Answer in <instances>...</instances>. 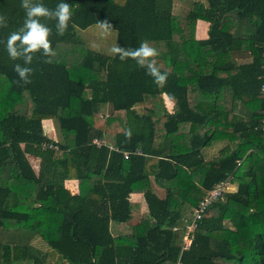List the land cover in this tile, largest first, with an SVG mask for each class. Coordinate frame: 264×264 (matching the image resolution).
<instances>
[{"label": "trees", "instance_id": "trees-1", "mask_svg": "<svg viewBox=\"0 0 264 264\" xmlns=\"http://www.w3.org/2000/svg\"><path fill=\"white\" fill-rule=\"evenodd\" d=\"M186 1L63 0L72 11L63 36L55 21L41 20L52 29L54 63L37 54L32 83L18 85L14 65L23 61L9 58L6 42L25 10L21 0H0L7 20L0 28V228L24 232L0 242V264H40L48 251L34 248L35 236L61 264H264V0H192L178 13L175 3ZM34 2L55 9L62 0ZM104 20L117 45L146 40L159 51L165 86L135 61L76 38ZM199 20L209 22L207 37L197 36ZM246 55L252 60L237 62ZM46 119L60 139L47 135ZM222 139L230 143L205 159L202 148ZM110 143L144 153L126 159ZM29 154L40 158L38 171ZM229 177L233 188L209 205L187 246L194 209ZM68 179L78 180V192ZM169 179L174 185L160 195L154 184ZM133 193L144 195L147 210L130 231L114 234L112 221L127 223L141 211Z\"/></svg>", "mask_w": 264, "mask_h": 264}, {"label": "clouds", "instance_id": "clouds-1", "mask_svg": "<svg viewBox=\"0 0 264 264\" xmlns=\"http://www.w3.org/2000/svg\"><path fill=\"white\" fill-rule=\"evenodd\" d=\"M21 7L25 10V19L23 25L12 32L6 42V50L9 58L13 61H23V64L16 63L14 71L24 85L32 83L34 69L30 67L37 54L45 57L43 63H54L56 52L52 48L49 36L52 29L42 23V19L55 21L56 33L63 36L72 17L71 6L69 3L60 2L55 9L47 8L43 3L34 2V0H21ZM7 27L6 17L0 15V28ZM97 27L104 35H110L113 26L107 21H101ZM113 56H118L122 62L127 60L135 61L137 67L144 69L146 75L150 76L157 87L165 86L168 80V73L161 72L157 64L159 51L150 45L148 41H141L136 48H125L122 46H113L110 49ZM131 130L127 132V138L131 139Z\"/></svg>", "mask_w": 264, "mask_h": 264}, {"label": "crops", "instance_id": "crops-1", "mask_svg": "<svg viewBox=\"0 0 264 264\" xmlns=\"http://www.w3.org/2000/svg\"><path fill=\"white\" fill-rule=\"evenodd\" d=\"M204 1H206V0H204ZM191 2H192V0H187L186 2H176L175 3V10L178 13L179 12L185 13L189 9ZM242 24H243V21H242ZM243 25L246 27V24H243ZM208 28H209V22H207L205 20H199L198 23H197V36L199 38L207 37L208 36ZM181 52H183V51H181ZM242 58L246 59V61H248V62L252 60V56H247L246 55L244 57L237 58V62L241 63ZM259 78L260 77H258V79ZM240 83L244 84V82H242L241 80H240ZM229 88H230V86H228V85L225 86V88H224L225 95L223 97V102H224V104H225V106L227 108L231 107L232 101H233V93H232V90L229 89ZM165 102H166L168 110L171 113H173L174 112V108H175V102L173 100H171L169 98V96L166 95V94H165ZM137 106H141V108L138 109ZM137 106H136V108L139 111H142L143 105L142 104H138ZM239 107H240L239 108V114L242 115L243 117H245V115H246L245 114V112H246L245 104H242V102H240ZM104 110L108 111V108H106ZM44 126H45V130H46V133H47L48 136L52 137L53 139H56V138L60 139V135H58L56 133L55 126H54V124H53L51 119H46L45 123H44ZM206 129L207 128H205V129L202 128L201 132L204 133L206 131ZM229 143H230L229 139L217 140L213 144H211L209 146H205V147L202 148V150H201L202 156L205 159L212 158V157L218 155L219 150L222 149L224 146H226ZM29 159H30V162L33 165V167L38 171L39 168H40V158L38 156L33 155V154H29ZM174 182L175 181L172 180V179L161 180L160 183L156 182L154 184V186H155L157 192L160 195H163L166 192L165 186H173ZM66 185L74 193L79 191V183H78V180H76V179H68L66 181ZM131 199H132L133 202H138L141 205V211L134 212L132 218L130 219L132 221V220H134V217H135L136 220H134V222H133V224H135V223H137L140 220V218L143 215V213L146 212L147 204H146L145 197H144V195L142 193H133L131 195ZM123 224L124 223H119V222L112 221V223H111L112 232L114 234H119V233H124V232H128V231L131 230V228L129 227L130 228L129 230L120 232L119 228L120 227L122 228ZM23 234H24V232L22 230H18V229H14L13 230L12 229V230H7L6 231V230L0 228V242H3V243L17 242L19 240V238H20L19 236H21ZM12 236H14V237H12ZM32 244L34 245V248H36V249H42L44 251H48V254H46L47 256L43 257L42 260H40L41 261L40 264H61V261L58 259V256L53 254L52 251L49 252V250H47L46 243H43V241L40 240L38 237L35 236V238L32 241Z\"/></svg>", "mask_w": 264, "mask_h": 264}, {"label": "built area", "instance_id": "built-area-1", "mask_svg": "<svg viewBox=\"0 0 264 264\" xmlns=\"http://www.w3.org/2000/svg\"><path fill=\"white\" fill-rule=\"evenodd\" d=\"M260 78L262 80V85H261V92L264 94V72L260 75ZM263 114H264V109H263ZM263 124V132H264V116L262 120ZM95 144L98 146L105 145V140L100 139V138H95L93 140ZM52 143L50 144V146ZM110 149H114L116 151L122 152L124 154V157L126 159L130 158L134 154H143V150L141 147H138L133 150H123L119 146H115L114 144L110 143L108 144ZM233 181L232 178L229 177L228 179H225L223 181H220L217 183L212 189H210L207 194L202 198V200L199 202L197 207L194 209L192 213V219L191 222H189L186 225V232L184 235V240L187 246L190 245L191 240H192V234L195 231V229L198 226V221L201 219L203 213L206 211V209L209 207V205L214 202L218 197H220L225 191L230 190L233 188Z\"/></svg>", "mask_w": 264, "mask_h": 264}, {"label": "rangeland", "instance_id": "rangeland-1", "mask_svg": "<svg viewBox=\"0 0 264 264\" xmlns=\"http://www.w3.org/2000/svg\"><path fill=\"white\" fill-rule=\"evenodd\" d=\"M98 24L91 25L90 27L86 29H79L76 31V38L79 41H83V43L91 48L92 50H95L97 52H100L106 56H113L110 49L113 46L117 45V31L112 30L110 35H104L102 31L97 27ZM138 109L141 108V106H137ZM56 133L59 135L58 130L56 129ZM134 220L136 218L134 217ZM134 220H130V222L124 223L122 225V228L120 227V232L127 231L132 227V224ZM130 227V228H129ZM42 240V238L40 237ZM43 241V240H42ZM44 243V241H43Z\"/></svg>", "mask_w": 264, "mask_h": 264}]
</instances>
